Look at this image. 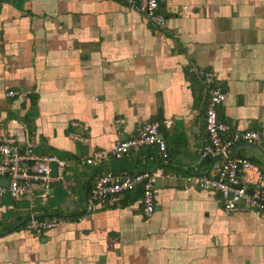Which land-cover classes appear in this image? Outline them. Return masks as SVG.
<instances>
[{"label":"crops","instance_id":"obj_1","mask_svg":"<svg viewBox=\"0 0 264 264\" xmlns=\"http://www.w3.org/2000/svg\"><path fill=\"white\" fill-rule=\"evenodd\" d=\"M158 2L163 26L120 0H0V136L66 161L63 179L36 209L58 218L42 235L26 226L25 200L0 197V264H264V213L227 211L217 192L183 179L221 160L199 156L205 72L225 93L217 113L228 134L258 131L264 151V0ZM75 120L87 130L72 127ZM153 120L161 122L166 160L152 145L80 164ZM229 156L264 171L252 148ZM156 166L164 176L151 217L142 216L140 188L114 206L84 207L97 175Z\"/></svg>","mask_w":264,"mask_h":264},{"label":"built area","instance_id":"obj_2","mask_svg":"<svg viewBox=\"0 0 264 264\" xmlns=\"http://www.w3.org/2000/svg\"><path fill=\"white\" fill-rule=\"evenodd\" d=\"M130 9L143 13L149 21L158 26L165 24V17L158 11V0H120ZM213 73L203 74V83L209 92L204 114V128L207 139L199 151L201 159L214 158L219 154L223 158L216 167L207 174H186L187 185L200 190L215 191L220 195L222 206L231 211L238 208L254 209L264 213V171L259 169L248 158L230 157L227 150L238 143H254L260 145L261 135L258 131L247 130L229 132L228 125L218 116L217 109L225 100V93L212 86ZM15 92L8 91L12 96ZM115 123H122L117 118ZM168 125L169 122L165 121ZM72 127L87 130L78 121H71ZM161 122L148 121L137 128L136 134L130 138L116 142L106 149H95L79 159L80 164L99 165L109 160H119L132 150L147 146H155L161 159L166 160L168 153L166 143L159 133ZM76 139L82 138L76 134ZM55 164V174H51V164ZM66 161L53 152L35 151L31 145L21 147L14 134L0 136V197L8 194L14 200L27 202L29 219L27 228L36 236L58 224L57 217H40L38 204H44L54 182L63 179ZM164 176L162 166L143 169L133 175L127 173L113 174L107 172L94 178L87 195V207L114 206L123 192L133 191L140 187V204L142 216L149 218L155 209L157 181ZM6 181V182H5ZM10 209L13 205H8Z\"/></svg>","mask_w":264,"mask_h":264},{"label":"water","instance_id":"obj_3","mask_svg":"<svg viewBox=\"0 0 264 264\" xmlns=\"http://www.w3.org/2000/svg\"><path fill=\"white\" fill-rule=\"evenodd\" d=\"M239 147H249V148H252L255 151H257L258 153L262 154V156L264 157V151L262 150V148L259 145L254 144V143H238V144L233 145L232 147H230L227 150L226 154L232 153L235 149H237ZM222 158H223V155L222 154H219L216 157H214V159H218V160H220ZM51 168H52L51 169V174L54 175L55 174V164L54 163L51 164ZM197 175H202V174H197ZM139 188H140L139 186L136 187V189H139ZM86 205H87V202L85 201V206L84 207H86ZM28 219H29V217L27 218V220Z\"/></svg>","mask_w":264,"mask_h":264},{"label":"trees","instance_id":"obj_4","mask_svg":"<svg viewBox=\"0 0 264 264\" xmlns=\"http://www.w3.org/2000/svg\"><path fill=\"white\" fill-rule=\"evenodd\" d=\"M161 127V126H160ZM54 153V152H53ZM58 155V154H57ZM60 156V155H59ZM64 156H66V155H64ZM60 157H62L63 158V156H60ZM64 159V158H63ZM146 169H148V168H146ZM41 217V216H40Z\"/></svg>","mask_w":264,"mask_h":264}]
</instances>
